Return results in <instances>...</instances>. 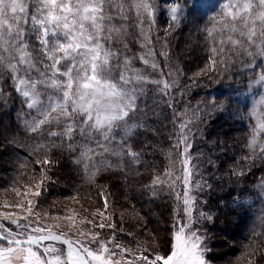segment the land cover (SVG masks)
I'll list each match as a JSON object with an SVG mask.
<instances>
[{
  "label": "snow or ice",
  "instance_id": "obj_1",
  "mask_svg": "<svg viewBox=\"0 0 264 264\" xmlns=\"http://www.w3.org/2000/svg\"><path fill=\"white\" fill-rule=\"evenodd\" d=\"M199 7L201 0L172 4L170 27ZM155 17L154 0H0V85L10 80L31 117H24L23 127L36 137L29 145L34 161L20 163L24 171L18 172L10 187L16 200L0 201V264H206L204 237L193 228L195 198L191 193L196 166L191 163V120L186 113L178 122L180 131L173 146L178 161L169 153V167L154 176L149 186L150 190L167 187L183 203L186 220L174 217L166 255L153 251L159 247L155 234L144 245L117 242L106 185L100 186L99 193L103 208L91 210L82 205L63 215L37 210L46 184L52 182L53 149L66 147L70 154L79 150L73 163L82 166L88 184H94L102 171L123 170L125 156L139 161L140 154L127 141L145 126L136 122L138 113L147 114L140 100L149 84L161 97L169 96L178 86L169 77L180 71L166 63L165 76L156 62L150 35ZM210 19L211 26L204 31L211 55L197 76L218 72L221 66L227 70L240 57L252 59L253 63L245 64L247 68L254 67L257 56L264 58V0H220L219 10ZM133 28L139 30L136 35ZM130 37L144 49L138 59L145 70L134 67L136 56L126 54ZM167 47L165 40L163 48ZM159 55L171 59L163 49ZM149 68L159 70V78ZM253 83L264 88V71L248 87ZM7 95L0 87V97ZM258 96L249 110L254 124L246 144L251 156L246 160L264 157V92ZM168 106L172 107L171 102ZM195 187L203 190L198 181ZM78 195L71 199L78 203ZM106 228L113 234L104 239Z\"/></svg>",
  "mask_w": 264,
  "mask_h": 264
},
{
  "label": "rangeland",
  "instance_id": "obj_2",
  "mask_svg": "<svg viewBox=\"0 0 264 264\" xmlns=\"http://www.w3.org/2000/svg\"><path fill=\"white\" fill-rule=\"evenodd\" d=\"M178 1L171 0L165 5L155 4V23L150 33L157 53L156 62L165 76L169 71L165 67L166 63L180 70L179 73L173 72V75L169 77L175 79L178 85L169 96L161 97L157 94L155 86L149 84L148 87H151L153 92L150 97L142 98V104L145 107L151 105L149 102L157 105L148 108L147 114L154 116L150 122L146 123V129L156 126L155 133L149 139L142 137L141 140L143 150H148L152 154V158H149L151 167L146 171L144 169L140 171V174L144 173V175L142 179H136L137 173L131 170L129 166L131 164L128 166L123 164L122 171L119 170L120 168L105 171L94 184H88L84 179L82 166L76 167L73 163V156L77 154H70L66 150L57 151L54 154L56 159H53V164L50 166L52 182L46 184V191L39 199L37 210L42 213L47 211L51 214L63 215L68 209H79L82 205L91 210L96 207L103 208L99 193L100 186L106 185L111 204L108 212L115 217L117 242H123L129 247L137 243L144 245L145 241H153V234H155L159 247L154 248L153 251L166 255L169 251L168 242L175 222L174 217L179 215L180 219L186 220L183 203L182 200L178 202L175 193L169 191L167 187L150 190L149 186L154 176L162 175L169 167V153L173 161L179 159V153L173 147L178 137L174 138L170 145L167 140L172 126L175 131L179 126L178 122L185 119L183 114L186 113L187 118L190 119V114L195 111L204 117V122L197 138H189L191 163L196 166L191 193L195 198L193 228L198 229L199 234L204 237L206 264H249L250 260L252 264H264V221L260 219L264 206L254 207V211L259 213L256 218L248 213L249 208L242 206L247 205L251 198L255 201L256 193L264 196V157L245 159L251 156V151L246 144L250 136V128L254 124L249 117V110L258 100V93L264 92V88L253 83L247 93L241 95L242 103H247V110L239 109L242 112L230 105L227 93H222L219 97L212 91L221 87L231 72L237 71L236 75L253 78L254 72L262 71L260 68H264V63L259 64L258 67L254 65L253 68H247L245 64L253 62L250 57L244 56L230 62L227 70L221 66L218 72L197 76L196 73L204 69L208 63L211 55L210 45L205 28L200 32L196 31L191 22L184 27L186 30L174 29V25L170 27L169 8L172 4L179 3ZM218 6H220V0H201V7L198 9L208 13ZM209 26L211 21L205 22V27ZM159 36L167 41L166 49L163 48L162 42L161 44L157 42V38L160 39ZM128 42L130 50L126 54L136 56L134 64L137 65L135 66L145 70V66L138 59V54L144 49L140 51L139 43L131 37ZM117 47L122 48V45ZM162 49L170 53V61H166L159 55ZM147 71L154 78L160 76L159 70L153 72L149 68ZM258 76L257 73L254 81L258 79ZM240 81L241 78H238V82ZM206 88L210 89L209 94L213 100L206 99L202 94ZM169 102L172 107L168 106ZM222 103L226 104V111L222 117L218 118L217 112L221 111L219 109ZM161 104L167 107L166 112L163 111ZM10 105L13 104L10 102ZM174 113L180 115H175L174 118ZM11 117L12 114L7 112L6 107L0 106V201L9 199L14 202L16 197L10 191V187L18 172L24 171L19 168V165L21 162H28L25 161V156L29 154L27 149L21 147V143H29L30 139L20 133L17 122ZM245 124L247 133L244 129ZM15 147L18 148L17 151H13ZM113 158L109 157L112 161ZM32 160L34 161V158ZM32 167V164L28 165L29 170ZM179 167L177 163L178 173ZM36 171L38 172L39 169ZM241 172L243 175L239 174ZM127 176L128 182L125 181ZM197 181L202 185L203 190L195 187ZM6 189L7 192H5ZM142 191L146 192L141 193ZM179 191L182 194V185ZM77 193L79 194L78 203L71 199ZM242 196L246 198L241 199ZM201 213L205 215L202 216ZM112 234L111 229L106 228L102 231L104 239ZM0 246H3L2 243ZM93 247L96 246L93 245Z\"/></svg>",
  "mask_w": 264,
  "mask_h": 264
},
{
  "label": "trees",
  "instance_id": "obj_3",
  "mask_svg": "<svg viewBox=\"0 0 264 264\" xmlns=\"http://www.w3.org/2000/svg\"><path fill=\"white\" fill-rule=\"evenodd\" d=\"M164 1H166V0H164ZM164 1L162 2L161 0H154V4L159 5V3H161V4L165 5L166 3H168V2H164ZM181 2H182L183 5L185 4V0H180L179 3L181 4ZM157 11L160 12L159 10H157ZM216 12L217 11H214V12L210 13L211 14L210 15V14H204L199 9H192L191 11H187L185 19H183V21L179 25H174L173 28L177 29V30H181V29L186 30V28H184V27L188 26V22H191L193 24V26L196 28V31L200 32L204 28H206L205 27V22H210L211 21L210 18L212 16H214L216 14ZM136 30H137V32H136ZM138 31H139L138 29L133 28L132 29L133 35H136L138 33ZM159 37H160L159 43L161 44V42L163 43L165 40L161 36H159ZM141 50H143V49L140 48V51ZM132 52H133V49H132ZM135 52L136 51H134V53ZM261 62H262V58L259 59L257 57V60L254 63V65L258 66ZM135 65H137V64H134V67H136ZM136 68H138V67H136ZM236 72H231V74L228 75V77L226 78L227 81H225L222 84V86H221L222 88L219 87L218 89H212V91L219 97H221L222 93H227V99L230 102V105L233 106L237 111L242 112L243 110L244 111L247 110V108H246L245 104H241L240 103L239 99H240L241 95L244 93V91L248 88L249 81H252V77L249 78L247 76H245V77L239 76V75H236L237 74ZM255 74H256V72H254L253 78H254ZM238 78H241L240 82H238ZM196 82H198L197 79H196ZM148 86L149 85H147V94H146V96H144L142 98L150 97L151 93L153 92V89L151 87H148ZM191 86H194V85H191ZM223 86H227V87H223ZM0 87H2L3 91L6 94H8L6 97H0V106L6 107L7 112L12 114L11 118L15 119V122H17V125L19 126L18 128L20 130V133L24 137L30 139L29 143H27V142H26V144H25V142L21 143V147H23L24 149H27L28 152H29L30 151L29 145L34 144L35 139H36V137H30L26 133V131H25L24 127H23L24 117L27 116L28 118H31L28 115L29 110L26 109L25 107H23L22 98L14 91L10 80H7V81L3 82V84L0 85ZM189 87H190V85H189ZM209 91H210V89L206 88L205 92H203L202 94L204 95V97L206 99L213 100L212 96L209 94ZM142 98L140 100V107L146 113H148V111H149L148 108L149 107L153 108V107L157 106V105H155V103L149 102V103H151V105L145 107L142 104ZM5 99L7 101L6 103L3 102ZM10 102L13 104L12 106L10 105ZM157 104H159V103H157ZM230 105L227 104V107L230 108ZM160 106L163 107V109H164L163 111L166 112L165 108H167V107L165 105H162V104ZM239 109L242 110V111H240ZM191 110H193V109H191ZM219 110H221V111L217 112V114H218L217 117L218 118L222 117L223 114L225 113L226 104L222 103L221 104V108ZM32 115H35V113L33 112ZM153 116L148 115V114L144 115L143 113H138L137 116H136V122L143 123L145 126L143 128L138 129L135 132V134L127 141L131 145L132 149L140 154V158H139L138 162L134 161L131 158L126 157V156L123 158V164H126L127 166L129 164H131V165H129L130 168H132L131 170H133V171L135 170L134 172L137 173L136 174V179H142V175H144V173L140 174V171H142L143 169L146 171V170H148L151 167L150 166V159L152 158V154H150L148 150H146V151L143 150L144 147H142V145H141V140H142V137H145V138L149 139L151 136L154 135L156 126H152L150 129L147 127V129H146V123L148 121L150 122L152 120ZM203 118H204L203 116L201 117V115H198V112H195V111L190 114L191 123L189 124V126H190V130H189V133H188L189 138H191V137L197 138V136H198V134H199V132L202 129V126H203V122H204ZM244 129L246 130V133H247L248 129L246 128V124L244 125ZM178 131H180L179 126H177V129L175 131H173V126H172V131L168 135V139H167L168 142H169L168 143L169 145L173 143L174 138L178 137ZM75 140H76L77 143H80L81 142V137L79 135H77L75 137ZM57 143L59 144L60 141H57ZM27 144H28V147H27ZM17 150H18L17 147L13 148V151H17ZM65 150L67 151L66 147L64 149H61V148L53 149L52 152H51L52 160L56 159V157H54V154L57 151H65ZM76 154L77 155L79 154V150L76 152ZM26 156H25V161H29V160H32L34 158V157H30L28 153H27ZM112 162L113 163H119V161H118V159L116 157L113 158ZM76 167H78V166L76 165ZM103 172H105V171H102L99 174V176L97 177V179L98 178L100 179V177H102L101 174ZM127 177H126V179L124 178L126 182L129 181V177L128 178ZM145 192L146 191H142L141 193H145ZM148 193L151 194V192H149V191H148ZM247 195H249V194H247ZM255 197H256L255 201L251 198L247 205L243 204L242 206H245V207L249 208L248 210H250V212H248V213L249 214L251 213V216L256 218V216L259 213L254 211V207L257 206V205H263L264 206V196H262L261 193H256ZM260 219L262 221H264V210L260 213ZM260 225L258 226L259 228H260Z\"/></svg>",
  "mask_w": 264,
  "mask_h": 264
}]
</instances>
